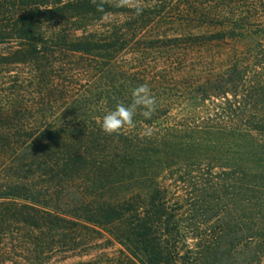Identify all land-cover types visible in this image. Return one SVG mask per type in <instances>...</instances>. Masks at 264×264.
Listing matches in <instances>:
<instances>
[{
    "label": "trees",
    "instance_id": "trees-1",
    "mask_svg": "<svg viewBox=\"0 0 264 264\" xmlns=\"http://www.w3.org/2000/svg\"><path fill=\"white\" fill-rule=\"evenodd\" d=\"M248 2L264 0H0V228L109 229L113 264H264V9ZM143 84L152 118L103 134Z\"/></svg>",
    "mask_w": 264,
    "mask_h": 264
},
{
    "label": "rangeland",
    "instance_id": "rangeland-1",
    "mask_svg": "<svg viewBox=\"0 0 264 264\" xmlns=\"http://www.w3.org/2000/svg\"><path fill=\"white\" fill-rule=\"evenodd\" d=\"M254 5L264 9V3H245L248 7ZM104 20L105 24H115L124 18L111 16ZM48 242L52 243V249L38 248L46 247ZM121 250L109 229L96 233L84 230L68 237L65 242L54 233L41 235L33 232L29 235L25 231L12 230V227L0 228V264H113Z\"/></svg>",
    "mask_w": 264,
    "mask_h": 264
},
{
    "label": "clouds",
    "instance_id": "clouds-1",
    "mask_svg": "<svg viewBox=\"0 0 264 264\" xmlns=\"http://www.w3.org/2000/svg\"><path fill=\"white\" fill-rule=\"evenodd\" d=\"M156 107V99L148 85H140L131 91L129 103L117 102L114 108L104 113L99 121L100 130L108 136L119 135L125 128L135 127L137 115L142 116L144 120H150ZM149 134L150 132H145V135Z\"/></svg>",
    "mask_w": 264,
    "mask_h": 264
}]
</instances>
